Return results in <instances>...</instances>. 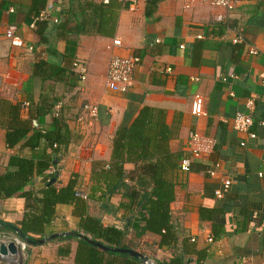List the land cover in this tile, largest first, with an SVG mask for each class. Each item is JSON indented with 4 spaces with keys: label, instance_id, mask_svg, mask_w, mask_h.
Segmentation results:
<instances>
[{
    "label": "crops",
    "instance_id": "0c3cea01",
    "mask_svg": "<svg viewBox=\"0 0 264 264\" xmlns=\"http://www.w3.org/2000/svg\"><path fill=\"white\" fill-rule=\"evenodd\" d=\"M69 1L0 0L2 45L8 46L3 39L5 32L15 28L27 47H33L29 51L27 47L8 46L7 55L0 57V100L29 104L39 99L42 90L51 89L61 101L54 115L41 118L39 124L35 121V127L49 129L53 117L62 114L70 139L57 165L34 177L25 191L43 189L55 172L57 188L74 180V190L87 195V199L76 196L75 203L59 204L47 232L58 235L54 239L73 232L83 235L81 222L87 216L100 218L105 227L127 229L128 220H133L137 211L130 213L121 208L127 202L123 194H107L99 174L109 170L116 131L130 126L141 110L149 106L167 113V123L175 131L170 142L173 152L186 154L190 133L195 130L214 138L216 145L209 157L194 162L190 174L179 169L175 173L172 224L178 243L160 246L159 235L148 232L138 237L132 228L125 243L132 250L138 249L142 255L161 261L179 256L186 245L192 253L207 252L203 264H264V177L258 176L264 171V125L260 124L264 121V0L242 1L232 12L212 6L209 0H162L154 15L156 20L146 17V0H137L133 8L126 6L120 11L113 37L80 35L75 38L74 57L65 59L67 40L74 36L59 33L58 28L66 20L61 9L67 8ZM49 11L52 15L45 19L43 15ZM219 15L225 16L223 22L217 20ZM43 22L47 26L45 36L49 38L46 45L37 31V24ZM77 24L74 21L69 26L74 28ZM221 26L225 27L223 34L218 29ZM238 38L240 42L235 43ZM116 39L121 47L114 46ZM252 49L257 53L252 54ZM114 55H135L141 59L127 93L107 89L108 66ZM40 59L57 64L65 59L72 71L75 61L83 62L88 68L87 79L83 82L75 73L66 77L68 82L50 81L43 85L31 75L33 65ZM192 78L200 80L195 82ZM196 94L205 98V117L197 118L191 112ZM250 101L254 102L252 130L256 139L233 128L234 116L247 112ZM86 104L97 106V118H89L84 112ZM29 116L30 108L23 107L21 117L28 120ZM6 135V129L0 126V175L5 173L11 156L38 160L45 152L44 142L35 150L24 147L25 140L9 148ZM242 142H246L244 147ZM216 163L220 169L217 176L211 177L208 171ZM124 169L129 173L135 166L128 163ZM226 178L233 180L231 189L223 199H216L215 192L222 188ZM208 206L224 208L228 214L214 221H201L200 208ZM25 211L26 200L21 196L0 200V222L16 224ZM213 222L224 225L218 235L214 234ZM208 238H213V242L209 243ZM51 240L30 245L26 264H76L78 240ZM67 247L69 254L60 252ZM197 258L195 253L188 255V264H197Z\"/></svg>",
    "mask_w": 264,
    "mask_h": 264
},
{
    "label": "trees",
    "instance_id": "16d2710c",
    "mask_svg": "<svg viewBox=\"0 0 264 264\" xmlns=\"http://www.w3.org/2000/svg\"><path fill=\"white\" fill-rule=\"evenodd\" d=\"M162 0H146V17L156 20L155 13ZM129 4L119 0H110L109 3H97L94 0H70L67 8H62L61 13L66 20L59 25L58 32L73 35L68 39L69 47L65 59L74 57L77 38L80 35L96 34L113 37L118 26L119 13ZM40 15L38 14L36 18ZM77 21L72 28L70 23ZM38 33L42 44H49L45 36L46 24L38 23ZM218 27V26H217ZM219 32L223 34L225 27L221 26ZM220 33V35H222ZM200 48V46H199ZM52 55V49L48 50ZM64 59L62 64L40 59L33 65L31 75L40 82H68L66 77L75 75V70L67 65ZM77 75V74H76ZM61 98L49 90H42L39 99L29 103L30 116L28 120L21 117L24 105L12 104L7 100H0V126L7 131L6 143L9 148H14L25 140L24 147L33 150L45 143V152L40 159L28 158L21 155L10 157L5 173L0 175V200L21 196L26 200V211L16 224L0 222V230L17 233L29 245H41L42 241L51 237L47 228L54 221L59 204L75 203L76 182L72 180L67 186L57 188V174L53 172L46 181V186L38 191H25L34 177L42 175L55 167L60 154L69 146L70 139L66 134L67 121L62 114L53 117L52 127L39 129L35 121L46 116H53ZM31 135V136H30ZM175 131L167 123L165 110L144 107L135 121L128 127H121L116 131L113 141V156L109 170H103L99 179L107 186L109 195L122 193L126 203L121 208L136 214L128 221L130 225L122 231L114 227H105L100 218L87 216L82 218L81 230L85 237L99 242L109 248L132 249L125 243L130 228L136 231L138 237L150 232L161 237L160 246H173L178 243V234L172 224V207L175 202V173L179 169L183 153H175L170 148V142ZM57 146V147H55ZM51 152L48 153L47 150ZM133 164L135 169L126 172L125 164ZM126 179L129 182H126ZM131 183V184H130ZM201 221H214L219 216L228 214L226 209L214 207H201ZM224 225L213 222L214 234L221 233ZM80 232H73L65 238L55 240H78L75 255L76 264H142V260L130 254L117 253L104 250L91 244ZM67 250L61 253L69 254ZM139 250L137 249V252ZM140 252V251H139ZM197 255V264H203L207 258L206 251L193 253L184 247L179 256L158 264H188L190 254Z\"/></svg>",
    "mask_w": 264,
    "mask_h": 264
},
{
    "label": "built area",
    "instance_id": "2783aa9c",
    "mask_svg": "<svg viewBox=\"0 0 264 264\" xmlns=\"http://www.w3.org/2000/svg\"><path fill=\"white\" fill-rule=\"evenodd\" d=\"M125 3H129L128 7L133 8L137 0H122ZM127 1V2H126ZM245 1V0H209V3L218 8L225 9L227 12H232L238 3ZM104 3H109L110 0H102ZM52 13L45 12L44 18L48 19ZM225 19L224 15H219L217 20L219 22H223ZM56 23L58 22L57 19L54 20ZM8 46H14L18 48H26L27 45L25 41L16 35L15 28L8 29L4 36ZM241 38L235 40V43H239ZM2 37H0V57H4L8 53V46L2 45ZM114 46L121 47L120 40H114ZM29 51H33V47H27ZM252 54H256L257 50L252 49ZM140 58L135 55L130 56H122V55H114L109 63L108 71H107V78H106V86L107 89L112 93H127L130 88L133 86V76L134 71L137 65L140 63ZM73 69L75 70L79 80L86 81L88 76V68L85 63L80 61H75L73 64ZM168 71H171L168 69ZM231 77H235L232 76ZM199 78H192V81L198 82ZM223 81L227 82L228 79L224 78ZM24 107H29L28 103L24 104ZM254 102L250 101L248 104V111L247 112H238L233 118V128L235 131L240 133H245L248 135L250 139H256L257 134L252 130L255 125V117H254ZM84 112L89 116V118L95 119L98 117V108L92 104H86L84 106ZM191 112L193 116L200 118L207 116V110L205 106V98L201 94H196L194 96ZM261 125H264V121L260 122ZM216 141L214 138L202 135L197 130L192 131L189 136L188 144H187V151L186 154H183L180 159L179 170L184 174H190L193 169L194 162L197 160H202L204 158L209 157L215 148ZM246 142H242L241 146H245ZM57 147V146H55ZM220 169L219 164H215L213 168H211L208 173L211 177H215L218 174ZM258 176L263 178L264 171H260ZM233 184L232 179H224L223 186L221 189L216 190L215 198L216 199H223L225 195L230 191L231 186ZM76 196L80 198L87 199V195L82 190H77ZM194 241V240H192ZM208 242L212 243L213 238H208ZM4 245L7 248V254L2 255L0 253V264H26L28 258V249L30 247L29 243L22 239L17 233L8 232L0 230V250L1 246ZM14 247L15 252L13 253L10 250V246ZM170 260V258H164ZM142 260V259H141ZM165 261V260H164ZM161 260L158 257H146L142 260V264H158Z\"/></svg>",
    "mask_w": 264,
    "mask_h": 264
},
{
    "label": "water",
    "instance_id": "95a60500",
    "mask_svg": "<svg viewBox=\"0 0 264 264\" xmlns=\"http://www.w3.org/2000/svg\"><path fill=\"white\" fill-rule=\"evenodd\" d=\"M54 182H56V178L53 179L51 183H54ZM63 235H64V234H63ZM57 236H58V235H54V236H52V237H50V238H46V239H44V240L42 241V244L48 242L50 239H54V238H56ZM64 236H65V235H64ZM84 238H86L91 244H94V245H96V246H98V247H100V248H102V249H104V250H112V251H114V252H118V253L130 254V255H132V256H134V257H138V258H140V259H142V260L145 259V256H144V255H142L141 253H139V252H137V251H135V250H132V249H110V248L106 247L105 245H103V244H101V243H99V242H95V241L89 239L88 237H84ZM10 250H11L13 253L15 252L14 247H13L12 245L10 246ZM0 253H1L2 255H6V254H7V248H6V246H4V245L1 246Z\"/></svg>",
    "mask_w": 264,
    "mask_h": 264
}]
</instances>
